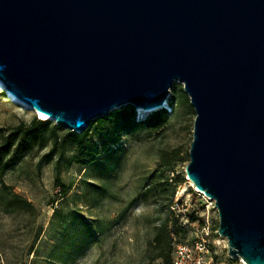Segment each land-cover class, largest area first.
Listing matches in <instances>:
<instances>
[{
	"label": "water",
	"instance_id": "water-1",
	"mask_svg": "<svg viewBox=\"0 0 264 264\" xmlns=\"http://www.w3.org/2000/svg\"><path fill=\"white\" fill-rule=\"evenodd\" d=\"M0 81L75 133L129 104L150 116L182 83L187 178L230 258L264 264V0H0Z\"/></svg>",
	"mask_w": 264,
	"mask_h": 264
},
{
	"label": "rangeland",
	"instance_id": "rangeland-1",
	"mask_svg": "<svg viewBox=\"0 0 264 264\" xmlns=\"http://www.w3.org/2000/svg\"><path fill=\"white\" fill-rule=\"evenodd\" d=\"M176 91L173 88L169 94V104L173 103L165 108L170 118L160 131L128 127L117 137L108 124L101 134L108 151L98 157L97 165H70L75 151L71 146L39 169L38 162L51 148L49 143L44 148L37 145L7 172L0 179V264H49L54 245L70 224L61 227L53 220V203L84 218L94 233L83 255L67 263L58 260L60 264H148L155 252L156 228L167 218L186 230L180 240L174 238L175 243L192 242L207 224L212 264H240L239 259L230 258L227 239L217 234L219 215L214 202L198 193L187 178L196 112L182 83H177ZM135 113L140 120L151 116H140L137 108ZM35 116L0 93V128L28 124ZM173 151L178 152L177 158L172 169L166 170L162 160ZM58 165L63 181L72 185L64 199L54 186ZM158 182H167L170 190L157 193L153 184ZM13 194L32 203L33 209L12 212L8 203ZM32 246L36 255L28 253Z\"/></svg>",
	"mask_w": 264,
	"mask_h": 264
},
{
	"label": "trees",
	"instance_id": "trees-1",
	"mask_svg": "<svg viewBox=\"0 0 264 264\" xmlns=\"http://www.w3.org/2000/svg\"><path fill=\"white\" fill-rule=\"evenodd\" d=\"M176 87L177 83L174 85L175 92H177ZM0 93L6 96L2 90H0ZM7 101L10 102L9 100ZM172 103L173 101H170V104ZM135 109L133 105L129 104L114 110L108 116L92 121L83 133L69 131L62 126L56 125L51 120H42L37 116L33 117L28 124L20 123L18 126L9 129L0 128V179L7 172L14 169L37 145L44 148L49 143H51V148L38 162L39 169H41L43 163L51 161L58 152L62 153L71 146L75 148V151L71 155L70 165L75 164L83 168L89 165H97L99 163L98 157L104 151H108V145L101 139V134L106 131L108 124L112 125V132L117 137H120L124 129L128 127L160 131L170 118L168 110L163 108L151 114L147 119L140 120L136 118ZM94 132H96L97 136L92 138ZM99 139H101V142L98 141ZM177 153V151H173L171 156L167 155L163 158L162 163L166 170L172 169ZM60 171L61 169L58 165L54 186L59 189V193L64 199L70 193L72 185L63 181ZM153 187L157 193L165 194L170 190L167 182L154 183ZM13 196V200L8 203V207L12 208V212L33 209L32 203L26 199L16 194H13ZM52 218L54 221H58L61 227H64L68 222L70 224L65 232L62 233V240L54 245L48 258L49 264H60L57 262L58 260L67 263L69 259L83 255L94 236L92 227L84 218H78L76 214L68 213L63 207L55 206L54 203ZM185 235V228L176 226L175 223L171 224L167 218L156 228L152 241V247L155 252H153L152 256H149L148 264H154L156 260H161L162 264H172L174 238L178 237L180 240ZM28 253L29 255H36L34 246L30 248Z\"/></svg>",
	"mask_w": 264,
	"mask_h": 264
},
{
	"label": "built area",
	"instance_id": "built-area-1",
	"mask_svg": "<svg viewBox=\"0 0 264 264\" xmlns=\"http://www.w3.org/2000/svg\"><path fill=\"white\" fill-rule=\"evenodd\" d=\"M210 246V231L206 224L198 231L192 242L186 240L175 243L172 264H212L213 254ZM239 261L240 264H246L242 259Z\"/></svg>",
	"mask_w": 264,
	"mask_h": 264
},
{
	"label": "bare ground",
	"instance_id": "bare-ground-1",
	"mask_svg": "<svg viewBox=\"0 0 264 264\" xmlns=\"http://www.w3.org/2000/svg\"><path fill=\"white\" fill-rule=\"evenodd\" d=\"M0 87L5 89V87H4V85L2 84L1 81H0ZM25 106H27V105H25ZM28 107H29V106H28ZM165 107H170V104H169V101H168V100H166L165 103H164V105H163V108H165ZM32 111L35 112V113L38 115V117H40V119H49L45 114L38 113V112H37L35 109H33V108H32ZM138 112H139L140 116H144V115H145L144 112L141 111V109H138ZM190 183H191V185L195 188V186H194V184L192 183V181H190ZM195 190H196L198 193L202 194V195L204 196L205 199L211 201V199L208 198L207 196H205L202 192H200V191L197 190L196 188H195Z\"/></svg>",
	"mask_w": 264,
	"mask_h": 264
}]
</instances>
